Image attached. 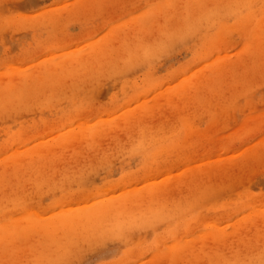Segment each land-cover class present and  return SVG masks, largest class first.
I'll return each instance as SVG.
<instances>
[{
  "label": "rangeland",
  "instance_id": "1",
  "mask_svg": "<svg viewBox=\"0 0 264 264\" xmlns=\"http://www.w3.org/2000/svg\"><path fill=\"white\" fill-rule=\"evenodd\" d=\"M245 2L255 7L240 22L192 39L200 59L177 48L153 61L150 74L113 73L142 58L162 32L184 27L180 5ZM260 3L0 0V264L74 255L101 218L165 215L180 221L175 240L141 253L144 264H246L264 256ZM146 4L177 7L137 11ZM134 145H142L139 160L130 155ZM103 192L110 196L89 203ZM119 199L121 210L104 207ZM57 203L67 207L49 211ZM21 205L27 211L14 214ZM149 232L132 239L146 245Z\"/></svg>",
  "mask_w": 264,
  "mask_h": 264
},
{
  "label": "snow or ice",
  "instance_id": "2",
  "mask_svg": "<svg viewBox=\"0 0 264 264\" xmlns=\"http://www.w3.org/2000/svg\"><path fill=\"white\" fill-rule=\"evenodd\" d=\"M159 7L173 8L176 5H157L146 4L137 9L140 13H151ZM188 15L184 17V27L172 31H164L161 33L162 38L145 51L142 58H137L134 62L126 61L123 70L113 69L115 75H122V72L136 69L145 74H150L154 68L153 61L171 55L177 48L188 47L191 49V55L194 60L200 59L201 51L199 48L192 49V39H209L214 38L218 33L226 31L229 25L236 24L244 19L248 12L255 7L251 3H230L223 5H213L209 7L203 3H186L180 5ZM262 18H264V0L259 5ZM193 8L200 9V14L196 17L191 15L190 10ZM10 22L9 17L3 18V23L7 28ZM167 28V25H165ZM250 34L240 35V43H247ZM59 51V50H57ZM48 55V53H46ZM211 58V57H209ZM198 66V65H197ZM109 78H113L110 76ZM171 82V81H170ZM155 90H159L156 88ZM261 92H264V86H261ZM247 97L238 98L239 103H243ZM11 110L6 109L7 116ZM255 113H253L254 115ZM252 131L246 132L245 135L252 134ZM260 136L264 137V125L260 128ZM142 145H134L130 155L139 160L143 157L141 150ZM11 151V149H8ZM119 191V189H117ZM110 193L103 192L99 195L91 196L89 203L99 200L101 197H109ZM93 206H95L93 204ZM67 207L66 204L57 203L55 207H51L49 211L58 212L61 208ZM27 211V208L21 205L14 214L20 215ZM180 221L178 218L169 216H154L151 218H132V219H105L98 221L96 229L85 239L84 247L80 248L79 242L76 247L80 249L76 254L66 256L63 259L48 261L47 264H144L146 257L140 255L147 252L149 255L154 254L161 249L166 250L167 245L175 240ZM148 233L151 239L145 245L137 244L132 239L133 233L139 232L141 236ZM91 241V243H89ZM109 249H112L109 251ZM134 250V251H133ZM108 252L107 256H101L98 259H89L88 255L96 252ZM135 256L136 258H133ZM246 264H264V256L258 261H249Z\"/></svg>",
  "mask_w": 264,
  "mask_h": 264
},
{
  "label": "bare ground",
  "instance_id": "3",
  "mask_svg": "<svg viewBox=\"0 0 264 264\" xmlns=\"http://www.w3.org/2000/svg\"><path fill=\"white\" fill-rule=\"evenodd\" d=\"M92 44H93V42H92ZM94 45H95V43H94ZM95 47V46H94ZM95 50V49H94ZM61 62V61H60ZM65 62H66V60H65ZM74 63V62H73ZM16 69V68H15ZM29 74V73H28ZM27 74V75H28ZM16 75V74H15ZM11 76H12V74H11ZM31 76H32V74H31ZM13 77V76H12ZM21 77V76H20ZM28 77V76H27ZM14 78H15V76H14ZM18 79V78H17ZM119 117V116H118ZM129 119H131L130 117H129ZM141 120V119H140ZM100 126V125H99ZM101 128V127H100ZM100 133H101V131H100ZM107 134V133H106ZM67 135V134H66ZM71 135V134H70ZM75 135V134H74ZM73 135V136H74ZM78 135V134H77ZM96 136V135H95ZM70 137H72V135L70 136ZM85 137V136H84ZM142 137H143V135H142ZM65 138H68V137H65ZM75 138V137H74ZM78 138V137H77ZM76 139V138H75ZM90 140L92 139V138H89ZM68 140V139H67ZM87 140V139H86ZM99 140V139H98ZM74 141V140H73ZM76 141V140H75ZM46 142V141H45ZM70 142V141H69ZM85 142V141H84ZM94 142V141H93ZM68 144V143H67ZM73 144V143H72ZM47 145V144H46ZM46 145H45V149H46ZM41 147H43V144H41ZM54 147V146H53ZM58 147V146H57ZM36 148H39V147H36ZM34 149V148H33ZM57 149V148H56ZM41 151H42V149H40ZM44 150V149H43ZM39 151V150H38ZM45 151V150H44ZM47 151V150H46ZM52 151V150H51ZM52 153V152H51ZM48 156H49V154H48ZM261 183V182H260ZM155 193V192H154ZM156 193H157V191H156ZM161 194V193H160ZM159 194V195H160ZM122 196H124L123 194H122ZM125 196H126V194H125ZM131 198H137L138 196H139V194H135V195H132V194H130L129 195ZM144 196V195H143ZM121 198V197H120ZM122 198H124V197H122ZM129 198V197H128ZM128 198H124L125 200H127ZM130 198V201L131 200H133V199H131ZM124 200V203H122V201H121V199H119V200H115V201H110L107 205H105L104 207H106V209H112V210H118V207L120 208V207H122L123 206V204L125 205V203H126V201ZM120 201H121V203H120ZM129 202V201H128ZM98 210H100V209H102V208H97ZM120 210H121V208H120ZM119 210V211H120ZM96 211V210H95ZM100 212H104V210H102V211H100ZM83 213H85L84 211H83ZM79 215H82V213H80ZM84 215V214H83ZM243 221V220H242ZM246 226V225H245ZM241 230H242V227H241ZM218 239V238H217Z\"/></svg>",
  "mask_w": 264,
  "mask_h": 264
}]
</instances>
